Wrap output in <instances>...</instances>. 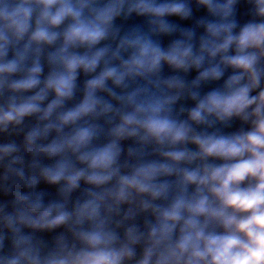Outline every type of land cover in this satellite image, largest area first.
<instances>
[{"label": "clouds", "instance_id": "1", "mask_svg": "<svg viewBox=\"0 0 264 264\" xmlns=\"http://www.w3.org/2000/svg\"><path fill=\"white\" fill-rule=\"evenodd\" d=\"M0 264H264V0H0Z\"/></svg>", "mask_w": 264, "mask_h": 264}, {"label": "crops", "instance_id": "2", "mask_svg": "<svg viewBox=\"0 0 264 264\" xmlns=\"http://www.w3.org/2000/svg\"><path fill=\"white\" fill-rule=\"evenodd\" d=\"M202 14H203L202 12L201 13H198V15H202ZM243 19H247V17L245 16V17H243ZM141 22H142V18H133L132 20L128 21L129 24L141 23ZM118 23H119V21H118ZM165 43H167V39H165ZM192 75H195V73H193ZM81 76H83V75H81ZM125 146H127V142H126ZM39 189H46L47 191L54 192V189L47 188V186H45L43 184H41V185L38 186V190ZM46 238H48V237H46Z\"/></svg>", "mask_w": 264, "mask_h": 264}, {"label": "built area", "instance_id": "3", "mask_svg": "<svg viewBox=\"0 0 264 264\" xmlns=\"http://www.w3.org/2000/svg\"><path fill=\"white\" fill-rule=\"evenodd\" d=\"M84 78H85L84 76H81L80 77V82H82Z\"/></svg>", "mask_w": 264, "mask_h": 264}]
</instances>
